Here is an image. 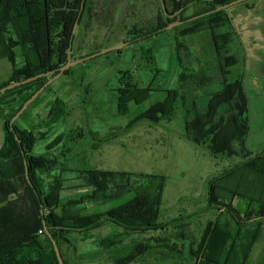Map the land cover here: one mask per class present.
I'll use <instances>...</instances> for the list:
<instances>
[{
  "label": "trees",
  "instance_id": "16d2710c",
  "mask_svg": "<svg viewBox=\"0 0 264 264\" xmlns=\"http://www.w3.org/2000/svg\"><path fill=\"white\" fill-rule=\"evenodd\" d=\"M233 1L236 0L198 1V11L190 17H184L182 13L166 15L162 9L149 21L128 24L124 43L131 45L154 38L177 22H186L173 29L182 37L208 31L215 52L217 75L211 77L204 72L203 61H200L199 68L196 67L199 60H192V53L182 55L187 48L179 39L175 51L180 68L177 88L155 89L154 81L148 87H141L134 82L131 72H119L121 76L115 88L118 116L129 115L131 104L141 106L164 94L161 100L139 111L125 131L143 121L160 124L172 120L180 103L187 107L191 102L194 109L197 95L217 78L220 91L211 94L204 113L193 110L195 116L186 122V134L189 133L191 143L207 146L215 157L239 154L236 147H243L249 133V103L241 80H230L231 68L236 64L221 53L218 44L221 38L230 35L232 19L228 11L223 10L188 22ZM98 3L97 0H0V59L11 62L14 71L9 80L0 83V89L65 66L71 48L73 56L75 25H80L86 14L92 17L98 11ZM98 53L100 51H91L87 57ZM18 60L23 64L22 70H19ZM207 62L210 61L203 65ZM70 73L71 69L63 76ZM52 77H43L0 94L3 131L0 148V264H59L46 228L60 250L69 243L72 234L90 233L108 222L139 232L164 228L159 220L166 187L164 176L67 168L68 154L72 151L67 142L85 138L81 127L62 134L57 142L49 144L46 154H34L37 144L47 141L59 124L66 125L72 114L68 104L59 99L51 104L47 118L32 130L19 126V120L26 118L30 110L44 100L52 86L11 126V120L23 105ZM190 130H193V136ZM103 143L109 142L104 140ZM54 150L57 155L52 154ZM26 167L33 186L28 182ZM60 168L63 172L76 173V177L67 180L60 175L54 176ZM68 182L70 186H67ZM76 189L84 193L66 201L62 199L64 191ZM129 194L133 195L132 198L121 205L103 212H87L88 205L104 207ZM210 195L216 204L224 207L229 218L218 217L209 228L202 246L195 253L197 264H248L261 226L248 228L242 217L256 220L264 217V153L228 169L220 178L210 182ZM233 200L238 204L230 208ZM171 252L183 254L176 250ZM64 263L68 264L65 259Z\"/></svg>",
  "mask_w": 264,
  "mask_h": 264
},
{
  "label": "rangeland",
  "instance_id": "374dc122",
  "mask_svg": "<svg viewBox=\"0 0 264 264\" xmlns=\"http://www.w3.org/2000/svg\"><path fill=\"white\" fill-rule=\"evenodd\" d=\"M97 1L98 11L93 13L94 16L86 14L77 26L72 61L74 58H87L91 51L101 52L124 46L71 68L70 75L57 79L51 85V92L18 124L22 129L32 130L47 118L51 104L59 99L64 100L72 110L68 123L59 124L47 141L39 142L34 154H46L49 144L57 142L62 134L81 127L85 138L67 142L72 148L68 154L67 168L74 171L97 169L164 176L166 187L159 218L164 228L139 232L108 222V226L100 231L109 232L106 242H99L101 246L98 243L82 245L76 234H72L69 243L63 245L62 249H66L69 257H72L75 246L81 252H87L86 257L77 258V264H197L195 253L202 246L209 228L218 217L223 220L229 218L224 207L213 201L210 182L220 178L228 169L264 153V0H248L227 9L232 19L230 35L221 38L218 43L221 53L236 64L231 68L230 80H241L249 103V133L243 147H236L239 154L234 157H215L207 146L191 143L189 133L186 134V122L194 118V111L204 113L211 94L220 91L221 84L217 78L197 95L194 109L191 102L187 107L180 103L170 121L160 124L143 121L125 131L139 111L161 100L164 94L155 96L141 106L131 104V113L127 116L117 115L115 88L119 84L121 71L131 72L134 82L141 87L150 86L152 81L155 82V89L178 87L180 68L175 52L178 39L187 48L181 52L182 55L192 53V60H199L196 61L198 68L200 61H210L206 65L202 63V69L211 77L217 75L215 52L208 31L182 37L171 30L139 44L124 43L128 24L149 21L162 9L166 15L182 13L184 17H190L198 11V1L208 0ZM18 63L19 70H22L23 64L19 60ZM13 72L11 62L0 59V83L9 80ZM1 125L0 121V148L3 145ZM190 132L193 136V130ZM104 140L109 143H103ZM53 153L57 155V150ZM58 175L67 180L76 177V173L63 172L62 168L54 173V176ZM70 185L68 182L67 186ZM81 193L84 191L66 190L62 193V199L66 201ZM132 196L129 194L104 207L88 205L87 212H103L125 203ZM237 204L238 201L233 200L230 208ZM242 219L247 221L248 228L261 226L248 264H264V217L256 220L243 216ZM100 232L95 233L97 239H101ZM116 241L124 244L111 251L103 250L115 245ZM173 250L183 254H175L171 252Z\"/></svg>",
  "mask_w": 264,
  "mask_h": 264
},
{
  "label": "water",
  "instance_id": "95a60500",
  "mask_svg": "<svg viewBox=\"0 0 264 264\" xmlns=\"http://www.w3.org/2000/svg\"><path fill=\"white\" fill-rule=\"evenodd\" d=\"M248 0H236V1H233L227 5H223V6H220L218 8H216L215 10L211 11V12H208L206 14H203V15H200V16H197V17H194L190 20H188V22H191V21H194L198 18H201V17H204V16H207V15H210V14H213V13H216V12H220V11H223V10H227L237 4H241L242 2H246ZM186 22H177V23H174V24H171L169 26H167L166 28L163 29V31H170V30H173L174 28L178 27V26H181V25H184ZM77 26H78V23L75 25L74 27V31H73V35L75 34L76 32V29H77ZM124 45H120V46H115V47H112V48H109L107 50H104V51H101L100 53L98 54H94L90 57H87V58H83V59H80V60H76V61H72V48L70 49L69 51V59H68V62L65 66L61 67L60 69L58 70H54V71H51V72H47V73H43V74H40V75H37L35 77H32V78H29L27 80H24L22 82H15L13 84H10L2 89H0V94H3L7 91H10V90H13L17 87H20L22 85H26V84H29L33 81H36L40 78H43V77H50V76H53L41 89H39L24 105L23 107L18 111V113L13 117V119L11 120V126L14 125V123L26 112V110L30 107V105L41 95L43 94V92L49 87L51 86L57 79H59L60 77H62L67 70L73 68L74 66L80 64V63H83L87 60H90L92 58H95L99 55H102V54H106L110 51H115V50H119L123 47ZM18 139V138H17ZM19 141V139H18ZM26 173H27V179H28V182L31 186H33V183L30 179V175H29V169L26 167ZM46 231H47V234L48 236L50 237L51 241H52V244L54 246V250L56 252V255H57V258H58V261H59V264H65L64 263V260H63V256H62V253H61V250H60V247L57 243V241L55 240V238L51 235V233L49 232V229L46 228Z\"/></svg>",
  "mask_w": 264,
  "mask_h": 264
},
{
  "label": "crops",
  "instance_id": "0c3cea01",
  "mask_svg": "<svg viewBox=\"0 0 264 264\" xmlns=\"http://www.w3.org/2000/svg\"><path fill=\"white\" fill-rule=\"evenodd\" d=\"M106 226H108V224L106 223L103 227H101V228H99V229H97V230H94L93 232H90V233H75L76 234V236H77V240H78V242L80 243V244H82V245H84V244H87V243H91V244H96L97 245V243L100 245V241L102 240L103 241V243L102 244H104V242H106L105 240H106V238H107V235H109V232H104V233H101L100 231L101 230H103L104 229V227H106ZM117 226V225H116ZM118 227V226H117ZM96 232H100V235H101V239H97L96 238V236L97 235H95V233ZM74 234V235H75ZM118 235V234H117ZM115 239H117V236H116V238ZM121 241V240H120ZM116 244L115 245H113V246H111V247H106V248H103V250L104 251H111V250H114V248H118V247H120V246H122L124 243L123 242H118V241H116L115 242ZM101 246V245H100ZM75 249L72 251V257H71V255H70V257H69V254H67L66 252V249L64 248V249H62V254H63V256H64V259L66 260V262L68 263V264H71V261H73V263L72 264H77L78 262H77V258H82V256L83 257H86L87 255H88V253L87 252H81L76 246L74 247ZM77 250V251H76ZM78 252V253H77ZM79 256H81V257H79ZM113 259V257H110V259ZM111 259V260H112Z\"/></svg>",
  "mask_w": 264,
  "mask_h": 264
}]
</instances>
